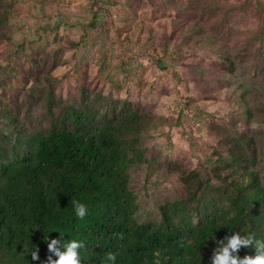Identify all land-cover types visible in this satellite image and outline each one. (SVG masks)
Listing matches in <instances>:
<instances>
[{
    "label": "rangeland",
    "instance_id": "rangeland-1",
    "mask_svg": "<svg viewBox=\"0 0 264 264\" xmlns=\"http://www.w3.org/2000/svg\"><path fill=\"white\" fill-rule=\"evenodd\" d=\"M5 10L4 107L26 118L31 102L37 118L48 92L79 102L87 89L152 117L143 141L159 159L130 169L141 218L186 194L177 166L212 176L215 152L245 130L264 183V0H0Z\"/></svg>",
    "mask_w": 264,
    "mask_h": 264
},
{
    "label": "trees",
    "instance_id": "trees-1",
    "mask_svg": "<svg viewBox=\"0 0 264 264\" xmlns=\"http://www.w3.org/2000/svg\"><path fill=\"white\" fill-rule=\"evenodd\" d=\"M10 14L1 12L0 23ZM46 101L37 118L31 102L26 118L21 108L0 104V264H44V238L59 231L84 242L82 264H106L109 252L117 258L108 264H211L226 236L264 240V183L244 152L253 146L249 130L215 152L212 176L177 166L186 194L160 202L159 219H144L130 169L159 159L143 141L149 113L87 89L79 102L52 91ZM73 199L87 205L83 219ZM35 247L39 260L30 255ZM249 254L255 244L239 250Z\"/></svg>",
    "mask_w": 264,
    "mask_h": 264
},
{
    "label": "clouds",
    "instance_id": "clouds-1",
    "mask_svg": "<svg viewBox=\"0 0 264 264\" xmlns=\"http://www.w3.org/2000/svg\"><path fill=\"white\" fill-rule=\"evenodd\" d=\"M75 215L83 219L88 214V207L85 203L73 199L71 201ZM59 238L45 241L48 244L49 255L44 264H82L80 249L84 247V242L77 239H64L65 233L60 232ZM255 244V255H245L241 257L239 250L241 247H249ZM33 260H39V248L30 251ZM56 257V258H54ZM116 254L109 252L106 254L105 262H114ZM211 264H264V240L256 238L255 234L235 232L232 235L217 241V247L213 251Z\"/></svg>",
    "mask_w": 264,
    "mask_h": 264
}]
</instances>
